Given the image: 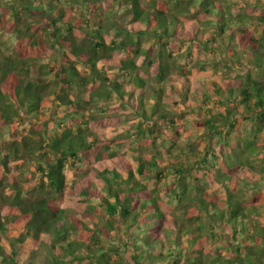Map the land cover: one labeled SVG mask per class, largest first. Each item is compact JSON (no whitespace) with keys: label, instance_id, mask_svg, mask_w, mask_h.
Wrapping results in <instances>:
<instances>
[{"label":"trees","instance_id":"trees-1","mask_svg":"<svg viewBox=\"0 0 264 264\" xmlns=\"http://www.w3.org/2000/svg\"><path fill=\"white\" fill-rule=\"evenodd\" d=\"M242 1L0 0V196L12 192L3 216L17 217L0 222L1 259L32 264L1 245L25 230L18 244L45 235L61 248L46 264H264L256 177L244 176L264 154V82L251 72L264 73V11ZM207 71L220 81H200ZM212 103L253 122L243 140ZM124 116L134 129L108 133ZM181 116L202 129L197 150L179 142ZM9 172L20 183L5 187ZM68 194L84 209L78 226Z\"/></svg>","mask_w":264,"mask_h":264},{"label":"rangeland","instance_id":"rangeland-1","mask_svg":"<svg viewBox=\"0 0 264 264\" xmlns=\"http://www.w3.org/2000/svg\"><path fill=\"white\" fill-rule=\"evenodd\" d=\"M248 1L250 3L256 4V11L257 12H259L260 9H262L261 11H264V9H263L264 8V0H248ZM229 2H237L238 5L244 6V2L242 0H229ZM2 31L5 33L4 30H2ZM5 39H7L6 36L4 37V40ZM175 46L176 47L174 48V53L178 54L179 51L182 49V47H180L179 44H175ZM196 54H197V52L194 53V55H196ZM185 56H186V54L184 55V57ZM206 56L209 58L208 60H213L214 62L218 63V66H221L220 62L223 58L219 59L220 56H214L211 54H207ZM224 58H225V56H224ZM224 60L227 63V66H229L230 62L228 61L229 62L228 63L226 61L227 58H225ZM228 71L230 73H232V75L241 76V75L245 74V72L242 70H240V71L237 70L239 74H236L237 73L236 71L232 72L231 67L228 68ZM251 72H252V78H254L255 80H257L259 82H264V73L261 76L260 73H255L254 70H252ZM203 74H204L203 78L205 80H200V81H206V82L211 81L212 82L216 79L214 77L213 71H207L206 73H203ZM216 81L219 82L220 80L216 79ZM240 82H242V84L243 83L245 84L246 81L245 80L241 81V79L232 81L233 86H239ZM235 93H236L235 97H238V95L240 94V93H237V91ZM211 106H212V109L211 108L210 109L212 110L213 117L215 118V121L217 123H219L221 125L222 124L226 125V128L230 125L235 126V130H234L235 139L233 142L238 141V140H243V137L247 136V134L251 130L250 124H253V122L248 121L242 115H239V114H245V113L237 112L235 115L232 116V113L234 111H236V109L234 110L235 107L232 106L231 104H229V106H227L225 108L219 106V104H216V103L215 104L212 103ZM203 110L206 111L208 109L205 107V108H203ZM190 116H193V115H190ZM189 118H191V117H189ZM118 120H119V118H116V117H109L108 118V123H109V125L107 126V128H108L107 132L108 133H110V131L114 130V128H115L114 124H120L119 129H122V130H129V129L133 130L134 126L137 123V122L135 123V121H132V120L129 122L125 118V116L123 118H121V120H122L121 122ZM178 120H179V123H183L182 127L178 126L179 130H180L179 142L180 141H182V142L190 141L193 144L192 147H194L196 150L198 148L202 147L204 140L200 141V137H199V131L202 130L201 127H197V128L193 127L191 129V126H193L192 122L197 123L198 121L196 119H193L192 121H186V120H183L182 116L180 118H178ZM185 122H187V123H185ZM183 127H188V129H184ZM167 129H168V127L162 126L158 129L159 130L158 133L161 135H165L166 134L165 131ZM191 131H193V135H190L191 136L190 137L188 133ZM1 140L2 139L0 138V142H1ZM128 142L130 143L129 140H128ZM6 143L8 144L9 142H6ZM236 144L241 145L239 142H236ZM256 145H257V147L259 146V148L261 146H264V127H263V131L260 134L256 133ZM135 148H137V147L135 146ZM163 148L164 147L158 146L159 150H163ZM133 154H138V153L135 151V152H133ZM255 163H256V167L254 169L247 168L245 173H244V176H247V177L250 176L251 179H254V177H256V205L260 208L259 210L262 213L261 216H264V171L262 170L264 168V154L260 153V151H258V150H256V162ZM82 166H83V168H85L84 165H82ZM194 166L196 167V165H194ZM90 167L92 170L93 168H92L91 164H90ZM14 169L17 170L18 167H15ZM22 171L24 173V177L26 178L25 181H27L28 178L30 177V175H28L29 173H27L26 168L24 170L22 169ZM9 175L10 176H6L2 179L5 187L8 186L11 178H13L14 183H17V182L20 183V181L23 178V174L21 172H19V173L14 172L13 174L11 172H9ZM82 176L83 175H77V177H79V178H81ZM68 177H73L71 172H68ZM25 181L23 183L27 184L28 182L25 183ZM33 182L30 185H32ZM251 190H252L251 188H246L244 191L247 194L252 195L253 192ZM7 194L12 196V192L10 193L9 190H6V192H4L0 196L1 197L0 198V222H5V224L13 223V222L17 221V217L16 218L15 217H10V218L8 217L7 218V217L3 216L4 208L6 205H8V203L6 202L5 199L3 200L2 197H4V198L7 197L8 196ZM172 203H174V207H175L177 214L179 213V214L183 215L185 213L183 206L176 205L175 202H172ZM79 204H80L79 203V196L68 194L65 198V202L62 205V207H64V208H68L71 211L73 210V213H72L73 217H72L70 222L73 221L77 226L79 225L80 221L83 220V216H84L82 214L84 209H83V207H80ZM261 220H263V218ZM90 222H91V220H90ZM261 223H262V225H264V220ZM25 233H26V231L24 230L22 234H25ZM22 234L16 233V231L13 230V231H8L1 238V241H2L1 245L3 248V252L10 254L11 250L12 251L18 250L16 262L22 263V262H25V260L29 258L30 260H32V264H46V263L52 262L53 256H51V255H55L57 257L60 253H62V251H60L61 248H56L52 252H49L48 247L50 246L51 243H53L52 240H54V238L51 236H45V235L43 236L42 235V237L39 239V241L34 242L32 239H29V240H25L24 242L18 244L17 241ZM22 236H24V235H22ZM69 237L71 238V240L76 239V240H81V241H89L88 238L87 239L84 238V236L81 235L79 232L74 233L73 235L70 233ZM3 262L5 264H15V263H10L8 260H3L0 258V264H3ZM84 263L88 264L89 262L84 261Z\"/></svg>","mask_w":264,"mask_h":264},{"label":"crops","instance_id":"crops-1","mask_svg":"<svg viewBox=\"0 0 264 264\" xmlns=\"http://www.w3.org/2000/svg\"><path fill=\"white\" fill-rule=\"evenodd\" d=\"M195 52H197V51H195ZM203 73H204V72H200V76H199V79H200V80H205V79L203 78V75H204ZM210 75H211V74H210Z\"/></svg>","mask_w":264,"mask_h":264}]
</instances>
